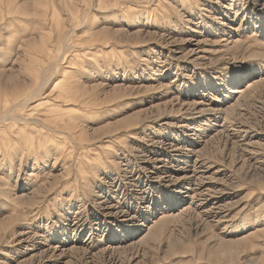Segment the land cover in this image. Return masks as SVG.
Returning a JSON list of instances; mask_svg holds the SVG:
<instances>
[{
    "label": "rangeland",
    "instance_id": "obj_1",
    "mask_svg": "<svg viewBox=\"0 0 264 264\" xmlns=\"http://www.w3.org/2000/svg\"><path fill=\"white\" fill-rule=\"evenodd\" d=\"M0 264H264V0H0Z\"/></svg>",
    "mask_w": 264,
    "mask_h": 264
},
{
    "label": "bare ground",
    "instance_id": "obj_2",
    "mask_svg": "<svg viewBox=\"0 0 264 264\" xmlns=\"http://www.w3.org/2000/svg\"><path fill=\"white\" fill-rule=\"evenodd\" d=\"M233 92H235V91H233ZM238 92V94H240L242 91H237ZM193 173H196V169L193 171ZM196 175V174H195ZM190 180V179H189Z\"/></svg>",
    "mask_w": 264,
    "mask_h": 264
}]
</instances>
